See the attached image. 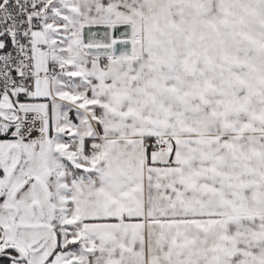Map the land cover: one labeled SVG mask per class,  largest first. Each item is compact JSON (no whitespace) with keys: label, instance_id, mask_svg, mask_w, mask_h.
<instances>
[{"label":"snow or ice","instance_id":"snow-or-ice-1","mask_svg":"<svg viewBox=\"0 0 264 264\" xmlns=\"http://www.w3.org/2000/svg\"><path fill=\"white\" fill-rule=\"evenodd\" d=\"M0 264H264V0H0Z\"/></svg>","mask_w":264,"mask_h":264}]
</instances>
